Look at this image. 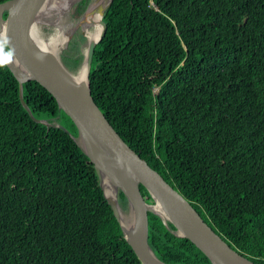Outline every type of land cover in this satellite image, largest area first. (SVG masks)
Returning a JSON list of instances; mask_svg holds the SVG:
<instances>
[{
    "label": "trees",
    "instance_id": "16d2710c",
    "mask_svg": "<svg viewBox=\"0 0 264 264\" xmlns=\"http://www.w3.org/2000/svg\"><path fill=\"white\" fill-rule=\"evenodd\" d=\"M102 20L88 74L94 102L213 230L264 264V0H112ZM22 100L31 115L0 57V264H141L71 119L34 80ZM173 231L148 212L158 259L210 264Z\"/></svg>",
    "mask_w": 264,
    "mask_h": 264
},
{
    "label": "water",
    "instance_id": "95a60500",
    "mask_svg": "<svg viewBox=\"0 0 264 264\" xmlns=\"http://www.w3.org/2000/svg\"><path fill=\"white\" fill-rule=\"evenodd\" d=\"M42 1L6 0L0 2V13L5 18L4 38L0 41V57L17 79L19 97L30 115L28 106L22 100L23 82L34 80L55 98L58 106L75 125L77 137L81 136L87 142L88 153L82 150L92 162L102 190L100 171L106 169L105 162L113 165L114 169L118 167L121 170L123 180L118 191L123 192L129 210L133 211L135 219V227L130 239L126 236L120 222L122 212L118 199L111 200L106 197L104 191L103 194L122 229L126 241L132 247L140 263L167 264L158 259L148 245V212H151L158 215L165 224L167 221L170 222L174 226L173 233L178 237L187 238L210 260V264H258L232 248L203 220L191 203L177 189L133 151L94 102L89 90L88 74L94 46L106 30L102 16L112 0H108L104 6L101 5L97 8V13L100 15L99 24L102 27L101 33L96 41L86 42V47L82 53L81 61L86 60L88 66L85 89L77 84L73 78L74 71L70 70L61 59L66 70L56 67L52 62L45 61L42 53L38 52L33 45L31 24ZM78 1L74 0L67 12ZM83 15L84 13L79 18L78 23L82 21ZM35 120L42 122L47 128L58 126L67 132V129L62 125L46 120ZM72 138L76 141L75 136ZM95 143L104 148L105 156L99 154ZM139 184L150 195V201L143 199ZM152 200H156L162 215L148 208V204ZM150 254L155 257V261L150 258Z\"/></svg>",
    "mask_w": 264,
    "mask_h": 264
},
{
    "label": "bare ground",
    "instance_id": "6f19581e",
    "mask_svg": "<svg viewBox=\"0 0 264 264\" xmlns=\"http://www.w3.org/2000/svg\"><path fill=\"white\" fill-rule=\"evenodd\" d=\"M73 1L74 0H43L40 2L41 4L37 9V13L31 24L32 42L35 49L42 53L45 61L52 62L56 67L58 66L64 70L66 69L60 60L61 50L67 44L70 36L78 29L86 42L96 41L98 39L102 27L99 24L100 15L97 13V8L101 5L104 6L108 0H92L84 12L82 21L72 25L66 22L65 14ZM48 3L51 4V6L48 5ZM46 10H54L53 12L55 13L53 15H55V22H53V31L49 35L45 36L40 31L38 23L40 24L41 21L39 17ZM4 32L5 19L0 13V41L4 38ZM87 72L88 66L86 60L81 61L76 71H74L73 78L83 89L86 88ZM76 140L80 148L88 153L89 148L87 142L81 136H78ZM95 147L97 148L99 154L102 156L106 155V151L100 145L95 143ZM105 168V170L100 171L103 191L106 197L111 200H116L118 199L117 192L118 187L121 185L123 180V174L118 167L114 169V166L109 165L107 162H105ZM148 208L162 215L161 209L156 200H153L152 204L149 203ZM129 212V216H125L122 213L120 214V222L126 236L130 239L135 227V219L133 211L130 209ZM150 258L155 261V257L152 254H150Z\"/></svg>",
    "mask_w": 264,
    "mask_h": 264
},
{
    "label": "rangeland",
    "instance_id": "374dc122",
    "mask_svg": "<svg viewBox=\"0 0 264 264\" xmlns=\"http://www.w3.org/2000/svg\"><path fill=\"white\" fill-rule=\"evenodd\" d=\"M90 3H91V1H90ZM48 5L51 6V4H49V3H48ZM73 5L71 6V8L73 7ZM70 10L71 9H69L67 14H65V19H66L67 23L74 25V24L78 23L79 18L82 16V14L84 13L85 10L82 12V14L78 18H72L71 14H70ZM53 11L46 10L43 14H41L42 17L41 16L39 17V19L41 21H40V24L38 23V27H39L40 31L42 32V34L45 36L49 35L53 31V28H52L54 25L53 22H55V15H53L55 12H53ZM85 47H86V41L84 40V37L81 35V32L78 29L77 31H75L73 33V35L68 40L65 47L60 52V57H61V60L63 61V63L65 64L64 61L67 60L72 65V67L69 68L65 64L70 70L76 71V69L78 68V66L81 62L80 61L78 64H74L72 61H70L71 58L75 57V55H78V53H83ZM55 124L62 125L58 121H56ZM75 139H77V135H75ZM118 203H119V206L121 208L122 214L125 216H129L130 212H129L128 204L124 200H122Z\"/></svg>",
    "mask_w": 264,
    "mask_h": 264
},
{
    "label": "built area",
    "instance_id": "2783aa9c",
    "mask_svg": "<svg viewBox=\"0 0 264 264\" xmlns=\"http://www.w3.org/2000/svg\"><path fill=\"white\" fill-rule=\"evenodd\" d=\"M260 260H264V259H262V258H259Z\"/></svg>",
    "mask_w": 264,
    "mask_h": 264
}]
</instances>
